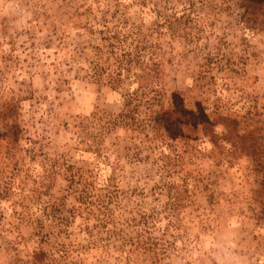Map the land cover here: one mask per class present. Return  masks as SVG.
<instances>
[{"label": "rangeland", "instance_id": "374dc122", "mask_svg": "<svg viewBox=\"0 0 264 264\" xmlns=\"http://www.w3.org/2000/svg\"><path fill=\"white\" fill-rule=\"evenodd\" d=\"M0 264H264V0H0Z\"/></svg>", "mask_w": 264, "mask_h": 264}, {"label": "trees", "instance_id": "16d2710c", "mask_svg": "<svg viewBox=\"0 0 264 264\" xmlns=\"http://www.w3.org/2000/svg\"><path fill=\"white\" fill-rule=\"evenodd\" d=\"M166 113V112H165ZM158 119V118H157Z\"/></svg>", "mask_w": 264, "mask_h": 264}]
</instances>
